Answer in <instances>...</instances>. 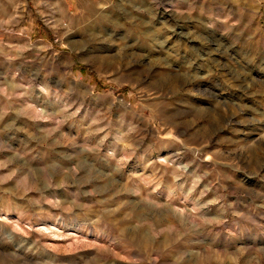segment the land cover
I'll use <instances>...</instances> for the list:
<instances>
[{
  "label": "rangeland",
  "instance_id": "obj_1",
  "mask_svg": "<svg viewBox=\"0 0 264 264\" xmlns=\"http://www.w3.org/2000/svg\"><path fill=\"white\" fill-rule=\"evenodd\" d=\"M0 264H264V0H0Z\"/></svg>",
  "mask_w": 264,
  "mask_h": 264
}]
</instances>
